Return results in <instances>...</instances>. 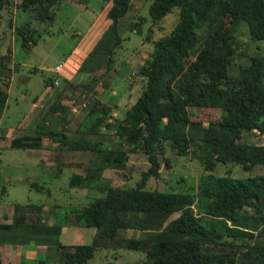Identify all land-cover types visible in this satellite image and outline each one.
I'll list each match as a JSON object with an SVG mask.
<instances>
[{
	"label": "trees",
	"instance_id": "1",
	"mask_svg": "<svg viewBox=\"0 0 264 264\" xmlns=\"http://www.w3.org/2000/svg\"><path fill=\"white\" fill-rule=\"evenodd\" d=\"M60 2L0 0V25L5 15L12 14L10 38H18L26 47L35 43L36 23H51ZM130 2H99L87 31L77 36L67 58L59 61L60 71L53 72L57 80L64 66L68 71L60 89L70 86L68 81L77 64L90 75L109 66L121 40L117 22ZM174 8L178 9V18L169 32L154 39L145 33L152 50L136 71L143 80L139 93L122 110L121 117H111L116 121L115 138L122 140L124 148L118 144L101 150L99 140L88 138L112 126V121H106L110 108L94 99L85 115L87 119L91 116L90 121L83 128L76 127L70 138L62 128L41 130L40 124H51L45 122L48 115L63 117L65 107L57 103L60 93L29 129L34 134H16L3 141H9L10 148L38 149L44 138L67 150L101 153L97 165L74 166L67 178L68 188L95 189L101 195L75 208L74 223L95 230L89 244L63 245L51 240L62 264H87L98 248L144 252V260L130 264H264V208L257 205L264 200V172L252 173L254 167H264V144L241 140L244 132L264 133V56L250 55L247 64L231 70L232 58L242 54L238 53L237 39L240 25L251 41L264 40V0H150L148 15L152 23L159 22ZM19 10L25 15L16 25ZM223 20L227 29L220 33L217 29ZM139 24L131 23V29L139 33ZM201 27L205 32L198 38ZM10 54L9 47L0 53V112L8 95L11 72L2 71L9 72ZM178 67L183 68L177 73ZM54 79H45L44 86L56 85ZM193 108L209 109L216 118L205 123L191 120ZM194 151L203 172L185 191L145 187L149 177H158L160 157L161 164H167V154L185 157ZM130 153L144 155L148 164L135 184L114 186L105 182L103 170L122 169ZM165 154L168 158L163 157ZM217 164L235 165L245 174L217 175ZM28 185L37 191L42 188L32 180ZM41 210V204L15 203L10 217L3 216L9 222L0 223V239L13 230L20 232L19 228L28 230L27 241L32 238L42 242L44 237L37 234H57L60 222L47 224ZM174 213L176 216L170 218ZM119 230L140 235L119 237ZM218 245L228 249L214 250Z\"/></svg>",
	"mask_w": 264,
	"mask_h": 264
},
{
	"label": "rangeland",
	"instance_id": "2",
	"mask_svg": "<svg viewBox=\"0 0 264 264\" xmlns=\"http://www.w3.org/2000/svg\"><path fill=\"white\" fill-rule=\"evenodd\" d=\"M102 0H61L54 9V19L51 23H36L38 28L34 35L35 43L22 47L18 38L10 39L8 35L5 42L1 43L4 34L8 32L3 27L0 33V47H9L11 50V62L3 73H10L8 95L6 105L0 112V128L13 134H34L32 125L37 123L48 105L51 104L58 93L57 99L63 109L61 114L48 115L45 122L49 126L40 124L41 130H59V127L67 133V129L83 128L91 119L87 117L88 104L97 100L98 103L110 108L108 120L122 116V110L128 107L131 101L136 98L143 82L137 75V68L147 54L152 50V44L145 39V33L150 39H154L169 32L178 18V9L174 8L167 13L159 22L152 23L148 15V5L150 0H131L130 7L117 22V32L121 40L119 46L114 49L112 61L107 68L101 67L94 74L90 75L81 70L79 65L74 68L68 83L69 87L60 89L63 75L67 74L64 66L62 75H57L58 83L52 87H45V79L56 76L52 68L54 64L67 58V54L72 51L77 36L85 33L91 24L95 14L99 10ZM22 11H18L16 20L18 25L24 18ZM140 23V32L131 29V23ZM135 27V26H133ZM150 27L149 31L148 28ZM6 29V30H5ZM226 20L217 29L222 33L226 31ZM205 32L201 27L197 30L198 38ZM239 42L238 54L232 58V71L237 65L248 63V57L253 54L264 56V40L251 41L243 25L237 30ZM4 49V50H5ZM181 68L178 67L177 73ZM102 77L100 74H102ZM60 89V90H59ZM117 102L120 105L116 104ZM120 108V109H117ZM216 118L209 109L193 108L190 116L191 120L207 122ZM109 129H100L97 136H88L89 139L99 140L101 150L105 148L121 145L125 147L122 140L115 138L114 128L116 121L111 122ZM24 131H21V130ZM67 136H72L67 133ZM1 140V139H0ZM241 140L246 143L264 144V133L260 134L256 130L244 132ZM7 141V140H4ZM0 147V212H9L15 203L41 204L42 217L44 222L59 221L61 228L57 234L37 236L44 237L42 241L44 250L39 253L35 260L24 264H62L55 254L52 239H56L63 245L89 244L95 232L92 227H85L74 223L75 208L87 204L92 198L100 196L101 193L95 189L68 188L66 185L68 176L74 172V166L78 169L81 166H95L101 158L100 152L72 151L60 147V150L53 154L60 156L56 158L54 165H48L41 152L35 150H23L10 148L3 142ZM198 152L194 151L185 157H173L165 154L167 164H161L163 158L160 157V167L158 177H149L145 181V187L158 190L185 191L202 171V162L198 159ZM50 157V156H49ZM50 160V159H49ZM69 161V163L64 162ZM69 164V165H66ZM144 155L130 153L122 163V169L105 168L101 173L102 179L114 186H132L139 179L140 171L147 167ZM61 166V167H60ZM264 172V167H254L252 173ZM217 175L229 174L230 176H242L245 174L239 167L227 164H217L214 170ZM35 181L41 185V190L30 188L28 181ZM97 186V185H94ZM257 205L264 208V200L261 199ZM74 209V211H73ZM250 211V210H248ZM176 216V213L170 218ZM169 218V219H170ZM26 229V228H25ZM19 228V230H25ZM118 236H138V232L130 230H119ZM22 239L27 241V237L22 233ZM46 240V241H45ZM28 241L32 242L30 238ZM214 250L226 251L228 246L218 245ZM145 259L144 252L130 251L122 248L104 249L98 248L87 264H130L135 261Z\"/></svg>",
	"mask_w": 264,
	"mask_h": 264
},
{
	"label": "crops",
	"instance_id": "3",
	"mask_svg": "<svg viewBox=\"0 0 264 264\" xmlns=\"http://www.w3.org/2000/svg\"><path fill=\"white\" fill-rule=\"evenodd\" d=\"M13 18L14 16H12L11 14V16L5 15L4 19H1V25H0L2 27L1 29L3 30V27H6V29H8V32L7 34L6 33L4 34L3 40L1 41V43L5 42L6 37L10 35V32L14 26ZM2 30H1V33H2ZM1 48L2 47H0V53H3L5 47H3V50ZM117 104L120 105V103H117ZM74 132H75V128H73L72 130L67 129V133L68 134L70 133V135H73ZM7 133H9L8 138H5L6 132L2 131L0 128V137H1L0 147L4 146L3 145L4 140H9L14 135L13 131L11 132V130H8ZM67 133H66V136H67ZM67 137L70 138V136H67ZM8 142L6 145H8ZM25 150H35L38 152L40 151L42 156H44V159L48 163V165H54L55 161L57 160L56 158L60 157V156H57V154H53L54 151L60 150V147H57L56 143H52V142L47 143V141L44 138L41 139V145L38 149H25ZM64 162L69 163V161H64ZM11 212H12V208H11V211L9 212H0V223H8L9 220L3 219V216L10 217ZM27 231H28L27 229L22 230L20 232L18 230L17 231L13 230L9 232L6 236H2L5 239H0V264H24L26 262L35 260V258L37 257L39 253L47 252L46 250H44L45 246H43L42 242L34 241V240L30 242V241H25L24 239H22V233H24L26 236L25 232ZM28 235L29 234L27 232V236ZM9 238H11V240H9Z\"/></svg>",
	"mask_w": 264,
	"mask_h": 264
},
{
	"label": "built area",
	"instance_id": "4",
	"mask_svg": "<svg viewBox=\"0 0 264 264\" xmlns=\"http://www.w3.org/2000/svg\"><path fill=\"white\" fill-rule=\"evenodd\" d=\"M61 67H62L61 62H57V63L53 66L52 71L55 72V73H57V72L60 71ZM53 82H54V84H57V83H58V81H57L56 79H54Z\"/></svg>",
	"mask_w": 264,
	"mask_h": 264
}]
</instances>
